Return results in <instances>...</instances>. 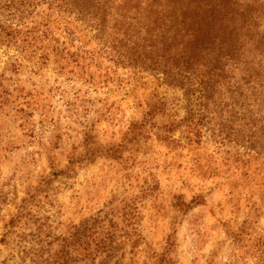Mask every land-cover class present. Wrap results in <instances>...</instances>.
<instances>
[{"label": "rangeland", "instance_id": "rangeland-1", "mask_svg": "<svg viewBox=\"0 0 264 264\" xmlns=\"http://www.w3.org/2000/svg\"><path fill=\"white\" fill-rule=\"evenodd\" d=\"M48 2L0 14V264H264V112L236 120L239 69L191 114L69 13L73 40L39 41Z\"/></svg>", "mask_w": 264, "mask_h": 264}, {"label": "trees", "instance_id": "trees-1", "mask_svg": "<svg viewBox=\"0 0 264 264\" xmlns=\"http://www.w3.org/2000/svg\"><path fill=\"white\" fill-rule=\"evenodd\" d=\"M34 2L0 0V14L9 11L24 20ZM48 6L56 16L39 22V41L52 24L63 22L73 40L61 14L69 13L92 28V37L119 62L159 71L167 84L184 88L191 114H201L214 84L223 90L235 69L241 75L231 92L236 120L253 108L264 112V0H49ZM35 31L23 34L35 41ZM12 35L18 34L0 25V37Z\"/></svg>", "mask_w": 264, "mask_h": 264}]
</instances>
